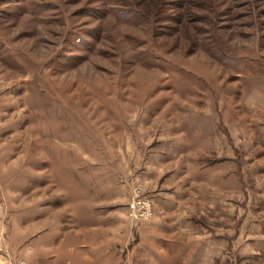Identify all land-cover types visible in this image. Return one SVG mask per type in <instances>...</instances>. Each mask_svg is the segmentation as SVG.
<instances>
[{
    "label": "rangeland",
    "instance_id": "1",
    "mask_svg": "<svg viewBox=\"0 0 264 264\" xmlns=\"http://www.w3.org/2000/svg\"><path fill=\"white\" fill-rule=\"evenodd\" d=\"M0 201L85 264H264V0H0Z\"/></svg>",
    "mask_w": 264,
    "mask_h": 264
},
{
    "label": "crops",
    "instance_id": "2",
    "mask_svg": "<svg viewBox=\"0 0 264 264\" xmlns=\"http://www.w3.org/2000/svg\"><path fill=\"white\" fill-rule=\"evenodd\" d=\"M5 207L0 201V264H13L16 258L28 264H71L72 260L85 264L86 246L80 232H74L73 222L68 221L74 214H59L53 202L35 206L26 214H5ZM94 251L92 261L108 256L107 248ZM91 258L86 264L92 262Z\"/></svg>",
    "mask_w": 264,
    "mask_h": 264
},
{
    "label": "built area",
    "instance_id": "3",
    "mask_svg": "<svg viewBox=\"0 0 264 264\" xmlns=\"http://www.w3.org/2000/svg\"><path fill=\"white\" fill-rule=\"evenodd\" d=\"M152 207L150 199L138 186L133 188L132 196L128 202V214L133 220H143L151 216ZM15 264H28L24 259L18 258Z\"/></svg>",
    "mask_w": 264,
    "mask_h": 264
}]
</instances>
